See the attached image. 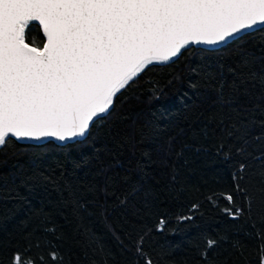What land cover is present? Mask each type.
I'll list each match as a JSON object with an SVG mask.
<instances>
[{"label": "trees", "instance_id": "1", "mask_svg": "<svg viewBox=\"0 0 264 264\" xmlns=\"http://www.w3.org/2000/svg\"><path fill=\"white\" fill-rule=\"evenodd\" d=\"M28 38L42 46L36 24ZM240 48L264 56V33L224 52L193 48L170 66H149L81 141L40 147L10 139L0 149V264L26 250L39 264L52 246L64 264H145L138 247L153 264H258L264 211L254 206L249 219L233 174L241 162L257 167L235 147L239 130L252 121V135L264 136V90L250 88L239 105L213 104L221 73L231 83L228 68L235 67ZM262 63L257 59L252 67L259 71ZM261 148L264 139L248 150ZM106 176L115 178L107 195ZM224 192H232L243 210L238 219L222 211ZM208 239L217 241L210 249Z\"/></svg>", "mask_w": 264, "mask_h": 264}, {"label": "snow or ice", "instance_id": "2", "mask_svg": "<svg viewBox=\"0 0 264 264\" xmlns=\"http://www.w3.org/2000/svg\"><path fill=\"white\" fill-rule=\"evenodd\" d=\"M33 23L43 33L41 47L28 42ZM257 32L264 33V0H0V149L13 138L40 147L42 140L81 141L97 121L111 115L119 95L149 66H170L193 48L206 55L208 50L224 52ZM237 55L235 67L228 68L231 83L221 73L214 89L215 106L239 105L240 97L257 85L264 90V63L259 71L252 67L264 56L255 57L243 48ZM208 78L214 77L209 73ZM254 124L239 130L235 152L257 167L241 162L233 174L236 192L248 204L249 219L254 206L264 211V148L255 154L248 150L253 141L264 139L252 135ZM235 128V123L230 125L229 137ZM109 181L114 183L115 178L106 176V195ZM220 196L228 204L222 211L238 219L243 210L236 197L232 192ZM69 197L79 211L82 205L71 190ZM126 203L127 198L121 201ZM164 223L160 221L161 226ZM257 235L258 264H264V233ZM216 243L208 239L207 249ZM28 251L16 252L8 264H37ZM137 252L145 256V264H153L141 248ZM39 264H64V260L52 246Z\"/></svg>", "mask_w": 264, "mask_h": 264}, {"label": "water", "instance_id": "3", "mask_svg": "<svg viewBox=\"0 0 264 264\" xmlns=\"http://www.w3.org/2000/svg\"><path fill=\"white\" fill-rule=\"evenodd\" d=\"M33 24H35V23H33ZM37 26H38V25H37ZM41 33H42V32H41ZM42 36H43V33H42ZM43 38H44V37H43ZM230 43H231V42H230ZM221 47H224V46L222 45ZM84 138H85V137H84ZM84 138H82V139H84ZM13 140H15V139L13 138ZM15 141H16V140H15ZM16 142L21 143V144H29V145H35V146H37L36 142H34V141H30V140H22V141H16ZM47 142H54V143H56V144H58V145H60V146H63V145H66V144L74 143V142H76V140L68 141V142L65 143V144H61V143H59V142L56 141V140H42V141L39 142V144H40V145H43V144H45V143H47Z\"/></svg>", "mask_w": 264, "mask_h": 264}]
</instances>
